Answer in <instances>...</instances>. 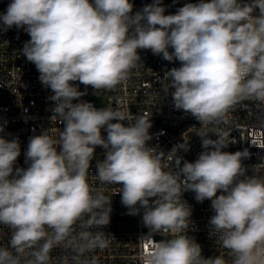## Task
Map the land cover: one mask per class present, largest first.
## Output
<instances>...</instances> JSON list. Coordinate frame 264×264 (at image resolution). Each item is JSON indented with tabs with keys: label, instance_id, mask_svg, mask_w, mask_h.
I'll use <instances>...</instances> for the list:
<instances>
[{
	"label": "clouds",
	"instance_id": "clouds-1",
	"mask_svg": "<svg viewBox=\"0 0 264 264\" xmlns=\"http://www.w3.org/2000/svg\"><path fill=\"white\" fill-rule=\"evenodd\" d=\"M133 8L131 0H11L0 14L5 30L29 35L21 52L53 93L50 119L63 125L58 139L46 130L29 139L26 168L16 166L18 138L0 136V225L10 230L0 264H50L54 247L71 251L70 264H96L89 254L106 240L92 229L110 223L112 203L88 181L98 146L104 159L96 179L119 185L130 215L143 210L148 234L141 238L171 237L152 244L142 264H228L205 258L187 235L193 222L185 191L211 201L210 235L231 264H264V178L246 174V150L224 151L226 135L198 132L204 151L194 162L178 157L175 171H165L148 146L151 122L95 107L74 83L95 94L112 90L141 61L138 50H151L180 63L165 71L163 90L176 110L206 127L241 100L264 101V0H198L174 14H165L162 0Z\"/></svg>",
	"mask_w": 264,
	"mask_h": 264
},
{
	"label": "built area",
	"instance_id": "built-area-1",
	"mask_svg": "<svg viewBox=\"0 0 264 264\" xmlns=\"http://www.w3.org/2000/svg\"><path fill=\"white\" fill-rule=\"evenodd\" d=\"M10 2L0 0V14L6 12ZM131 2L134 4L133 12H136L152 3V0ZM188 2L195 3L198 0H162L165 14H174ZM29 39L24 29L13 26L5 30L0 24V125L4 127L0 136L8 140L18 138L21 147V155L16 162L18 167L26 160L25 152L32 136L46 130L48 135L58 139L63 128L55 118L50 119L54 106V102L49 99L53 95L51 89L42 85L35 65L27 61L21 52ZM138 53L141 61L128 78L112 90L102 89L95 94L90 86L86 88L74 82L79 90L87 93L82 99L97 108L119 109L126 115L142 116L151 122L149 132L152 139L148 146L160 156L165 171H175L178 157L194 162L204 151L197 133L207 132L212 139H216L217 135L227 136L231 143L224 151L234 153L246 150L248 156L242 161L247 169L246 174L264 178V101L241 100L224 118L205 127L190 114L176 110L170 95L163 90L166 86L165 71L179 67L180 63L166 61L161 56L153 55L151 50L140 49ZM101 131L106 137V132L103 129ZM103 159L104 149L98 146L90 162L88 181L94 191L103 192L112 200L110 223L92 229L93 232L104 234L106 247L96 249L89 254V258L95 257L96 264H142L152 244L171 237L157 233L151 240L141 238L148 234L142 221L143 210L137 215H130L129 209L121 202V195H116L120 191L119 185L101 184L96 179V162ZM182 199L188 203H185V207L190 206L192 210L193 224L187 235L200 244L202 255L205 258L223 256L231 264L228 250L210 235L209 220L214 214L211 201L198 202L192 191H185ZM9 239L10 230L0 225V246H7ZM71 256L70 250L54 247L50 253V264H63L65 259L70 264Z\"/></svg>",
	"mask_w": 264,
	"mask_h": 264
},
{
	"label": "rangeland",
	"instance_id": "rangeland-1",
	"mask_svg": "<svg viewBox=\"0 0 264 264\" xmlns=\"http://www.w3.org/2000/svg\"><path fill=\"white\" fill-rule=\"evenodd\" d=\"M20 167H23V168H26L27 167V164L25 162H22Z\"/></svg>",
	"mask_w": 264,
	"mask_h": 264
}]
</instances>
